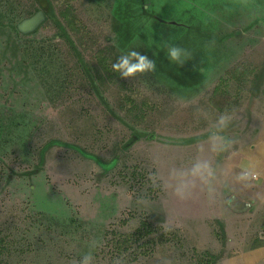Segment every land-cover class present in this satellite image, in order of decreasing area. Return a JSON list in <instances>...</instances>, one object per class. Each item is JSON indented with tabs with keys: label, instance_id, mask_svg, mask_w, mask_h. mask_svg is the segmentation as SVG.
<instances>
[{
	"label": "rangeland",
	"instance_id": "obj_1",
	"mask_svg": "<svg viewBox=\"0 0 264 264\" xmlns=\"http://www.w3.org/2000/svg\"><path fill=\"white\" fill-rule=\"evenodd\" d=\"M17 1L23 5L27 0ZM86 2L78 0L77 6L87 15L91 32L98 33L95 37L123 46L128 56L136 52L154 64V70L146 69L152 85L144 77L140 96L149 95L159 107L154 112L146 110L147 122L136 128L139 137L128 157L110 172L78 151H62L58 156L61 147L55 144L41 170L23 176V170L38 164L42 138L45 141L55 135L48 122L59 120V108L53 106L45 90L49 86L40 82L31 65L42 61L38 62L39 56L32 58L33 62L28 60L23 41H30L33 49L43 46L40 56L45 59L57 56L55 48L66 52L68 47L57 35L52 19L28 34L8 32L7 37L0 31V118L7 122L14 119L18 124L15 133L23 128L27 141L25 146L7 142L9 152L0 153V223L8 224L16 217L19 231L32 226L27 236L35 234L47 244L40 257L42 264H74L70 256L79 250L83 236L76 229L78 234L64 239L63 227L55 223V211L77 215V226L91 232L109 228L114 221L117 225L122 216L142 217L158 209L164 216L161 225L168 231L164 247L153 252L147 246L146 254L133 248L121 264H204V251L219 254V264H264V241L259 240V236L264 238V77L260 83L257 78L264 69V0H134L135 8L123 5L136 16L132 29L137 34L126 45L114 28L102 21L103 11L92 12ZM255 17L260 22L256 23ZM164 49L168 55L162 58L160 75L158 59ZM173 50L185 59L192 55L191 65L185 68L170 63L175 59L170 56ZM167 67L172 72H166ZM197 69L201 76L190 77ZM180 77L195 83L184 84ZM82 89L73 95L63 91L60 96L70 100V106L83 101L87 110L102 112L104 104ZM109 90L108 103L120 112L116 105L119 98ZM109 116L105 119L113 142L119 140L121 145L132 131L117 117ZM152 133L155 135L149 136ZM163 135L203 137L183 145L167 144L159 138ZM107 142L93 145L104 160L115 153V144ZM34 192L38 197H33ZM48 199L56 202L49 205ZM22 207L27 208L30 219L36 222L35 217L40 218L43 230L25 221L19 213ZM219 224L226 231L223 241L218 237ZM19 231L15 233L21 240Z\"/></svg>",
	"mask_w": 264,
	"mask_h": 264
},
{
	"label": "trees",
	"instance_id": "obj_2",
	"mask_svg": "<svg viewBox=\"0 0 264 264\" xmlns=\"http://www.w3.org/2000/svg\"><path fill=\"white\" fill-rule=\"evenodd\" d=\"M76 1L78 2V0H27L26 4L19 5L20 3L17 0H0V4H2L0 9V28L2 29H0V31L2 34L6 36L10 35L8 32L15 33V35L21 33L28 34L18 28V21L22 18L24 19V17L32 16L40 9L45 15V21L43 20L40 24L42 25L44 22L52 19L57 27V35L65 39V43L68 47L67 53L64 50H62L63 52L61 50L59 52V50L55 48L54 51L57 52V56L54 58L50 56L45 59L43 56H40L43 52V46H37L33 49L32 45H28L30 41H23L25 42L24 53L28 60L31 61L32 58L36 59L39 56L37 59L39 60L38 62L42 61L41 64L31 65L38 71L37 76L40 82L44 83L45 86H49L48 88L45 87V90L53 106L57 109L59 108L58 115L60 120L51 119L50 122H48L50 123L51 129H54L55 135H53L52 138H47L45 141L44 138H42L43 144L38 148L39 162L34 168L23 170L21 172L23 176L30 177L32 174L40 171V167L45 161L47 152L55 144L61 147L58 156H61L62 151L64 154L78 151L98 161L104 166V171L110 172L118 162L128 157L130 149L136 143V136L139 137V134L136 133V128L140 123L147 122L146 110L149 109L154 112V110L159 107L149 95L140 96L144 77L149 79V84L152 85L153 81L152 79L150 80L151 73L147 70L143 73L138 72L134 75H130L132 77L131 79V77H125L120 72L113 71L112 64L120 63L118 57H129L124 51L125 48H123V46H117L110 41H101L98 37H95L98 33L91 32V29H89L90 21L86 19L87 15H83L78 9ZM86 1V7L90 6L92 12L103 11L104 15L102 21L108 22V24L114 28L123 45H126L132 40V37L137 34V31L133 30L135 22L134 25L132 24L133 18L136 16L130 14L129 11H125V8H123V5L135 8L134 0H132L133 2L131 0ZM19 6H21V10H19ZM108 8L109 10L106 12L105 9ZM135 11L136 10L132 12ZM102 21H100L99 24H101ZM254 21L258 23L260 19L255 17ZM81 28H83V32H81ZM167 51V49H164L158 59L160 75H162L164 69L162 58L168 55L164 53ZM183 57V54L178 52L173 62L170 63L179 67L191 65L192 55L188 56L189 59ZM170 60L172 59L170 58ZM135 63L137 62L133 61L131 58L130 64ZM54 68H57L56 73L52 72ZM165 71L172 72V68L167 67ZM197 71L194 75L191 74L190 77L197 75L201 76V69H197ZM173 75L176 77L175 74ZM177 76L179 77L180 75ZM263 77L264 69L257 74L259 83ZM179 81L184 82V84L195 83L194 80L190 82L189 79L182 77L179 78ZM258 81L256 84L261 87ZM256 84H254V88H256ZM84 87L86 93L95 95L97 99L104 104L102 112L94 113L93 110H87L86 107H82L83 101L82 103H77L76 107L73 105L70 106V100H66L60 96L63 91L69 92L70 95L77 94V91ZM254 88L252 91H254ZM108 90L114 92V97L119 98V102L116 101V105L120 112H116L111 104L108 103L109 97L106 95ZM79 101H81V99H79L78 102ZM65 110L67 113L71 114L66 113L60 116ZM108 113L113 117H117L121 121V124L127 126V128L132 131L127 138H124L125 141L122 142L121 145H118L119 140L113 142L114 137L111 136L110 126L106 125L107 120L105 117H110ZM53 120H55L56 123H54ZM13 121L15 120L13 119L7 122L4 118H0V153L3 152V154H6L9 152L6 150L7 142L16 141L19 146L27 145L23 128L21 132L16 134L15 131L18 129V124ZM58 122H61V125L56 127L55 125L58 124ZM199 137L183 138L177 137V135H163L159 138L167 144L184 145L200 140L203 135L201 138ZM107 141L115 144V149H112L115 153L111 158L104 160L97 154L94 146H102L105 142L108 143ZM135 173V170L132 171L133 176H135ZM126 175L127 174L123 177H126ZM6 177L8 180L9 175H6ZM33 197H38L35 192ZM49 201L48 199V203ZM54 202L56 201H53L49 205L54 204ZM156 210L157 211L153 210L149 215H143L142 217L139 215H133V217L122 216L118 220L117 225L114 221V224H111L109 228L99 227L91 231L92 233L89 232L86 227L81 228V226H77V215L64 214L62 211L58 210L55 211L57 219H53H55L57 225L63 227L62 235L64 239L72 238L76 229L83 236L79 240V250L75 252V249L73 251L74 255L70 256L74 264H121L123 261L128 260L127 255L133 248V251L135 250L137 252L141 250V254H146L149 252V248L145 250L147 246H149L153 252L161 250L164 247V240H166L164 236L168 231L164 230L165 228L161 225V221L164 220L163 214L159 213L158 209ZM19 213L25 217V221L33 225L37 224L38 226L36 225V228L43 230L42 225H40V218L34 216L36 222L30 219L31 217L28 216L29 211L26 207L20 208ZM41 213L44 214L43 211ZM14 214L15 212L13 211V215ZM15 220L16 217L10 219V223L8 224L5 222L3 224L0 223V264H42L41 262L43 261L40 257L47 251L45 240H41L35 234L27 236V230L32 227L30 225L19 231L17 227L18 222ZM82 221L84 223L83 219ZM10 224L11 226H9ZM45 227L51 228L52 226ZM219 228L220 232L218 237L223 241L226 239V231L222 224H219ZM16 231L22 232V241L16 235ZM169 233L171 234L172 232ZM76 234L78 233L76 232ZM155 234H158L160 239H155L157 237ZM259 240L263 242L264 238L259 236ZM256 244L259 245V242H256ZM63 248L67 251L66 245H64ZM204 252L207 253L204 258H201L204 264H219V254L208 251ZM29 253L31 254L28 256ZM34 257H38L41 261L36 260ZM73 257L75 260H73ZM173 261L176 262V258H174Z\"/></svg>",
	"mask_w": 264,
	"mask_h": 264
},
{
	"label": "clouds",
	"instance_id": "obj_3",
	"mask_svg": "<svg viewBox=\"0 0 264 264\" xmlns=\"http://www.w3.org/2000/svg\"><path fill=\"white\" fill-rule=\"evenodd\" d=\"M177 50L171 52L172 58L177 56ZM136 58L138 63L130 64V59ZM120 59L119 64H112V70L122 73L125 77L134 75L136 73H143L146 69L154 70V64L149 63L146 57L139 56L136 52H131L128 58L123 56L118 57Z\"/></svg>",
	"mask_w": 264,
	"mask_h": 264
},
{
	"label": "water",
	"instance_id": "obj_4",
	"mask_svg": "<svg viewBox=\"0 0 264 264\" xmlns=\"http://www.w3.org/2000/svg\"><path fill=\"white\" fill-rule=\"evenodd\" d=\"M45 19L44 12L42 10L37 11L32 16H29L25 19H23L19 25L18 28L23 32H30L38 27V25ZM143 135L145 133H142ZM154 136V134L150 135ZM233 201V198L229 199V203L231 204ZM231 206V205H230ZM233 207V206H232Z\"/></svg>",
	"mask_w": 264,
	"mask_h": 264
},
{
	"label": "flooded vegetation",
	"instance_id": "obj_5",
	"mask_svg": "<svg viewBox=\"0 0 264 264\" xmlns=\"http://www.w3.org/2000/svg\"><path fill=\"white\" fill-rule=\"evenodd\" d=\"M39 10H40V9H39ZM37 11H38V10H37ZM26 18H27V17H26ZM24 19H25V18H24ZM44 21H45V20H44ZM19 23H20V22H19ZM19 23H18V25H19ZM40 26H41V24H39L37 28H35L34 30H32V31H30V32H31V33H32V32H35ZM24 33H26V32H24ZM142 133H143V132H141L140 134H142ZM152 134L155 135V133H152ZM152 134H150V135H152ZM150 135H149V136H150Z\"/></svg>",
	"mask_w": 264,
	"mask_h": 264
}]
</instances>
